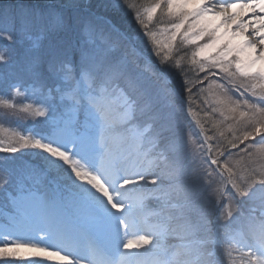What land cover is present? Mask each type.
I'll return each instance as SVG.
<instances>
[{
  "label": "snow or ice",
  "instance_id": "1",
  "mask_svg": "<svg viewBox=\"0 0 264 264\" xmlns=\"http://www.w3.org/2000/svg\"><path fill=\"white\" fill-rule=\"evenodd\" d=\"M211 2L113 0L146 37V55L115 25L96 26L86 0L48 13L52 30L79 29L82 38L46 62L32 55L37 45L26 23L19 32L0 28V108L46 125L0 138V191L15 209L0 225V264H143L141 249L156 253L152 264H223L218 253L229 264H264V0ZM2 14L36 15L18 6ZM154 19L164 21V39L149 28ZM249 25L259 47L234 40ZM18 41L27 46V80L10 71ZM179 45L191 46L190 55L177 59ZM205 81L211 127L196 121L199 136L185 142L201 168L177 191L166 170L179 120L175 100L180 89L205 91ZM21 150L38 163L14 166L7 157ZM195 191L201 195L193 199ZM162 199L166 207L150 214ZM238 221L247 227H235ZM169 235L182 243L164 248Z\"/></svg>",
  "mask_w": 264,
  "mask_h": 264
},
{
  "label": "rangeland",
  "instance_id": "2",
  "mask_svg": "<svg viewBox=\"0 0 264 264\" xmlns=\"http://www.w3.org/2000/svg\"><path fill=\"white\" fill-rule=\"evenodd\" d=\"M6 1H7V3L5 5L4 4L0 5V6H3L0 9L9 8V7H17L18 6V11L20 9H22L26 13H32V12L36 13L35 16L29 14L27 16L26 21H22L19 18V15L17 16V18L15 20H13L11 15L2 14V15H0V28L7 27V28H10V29H14L16 32H19L20 29L26 23L29 31L32 33V34L30 33L31 37L36 42V45H37V47H36L35 51L32 53V55L35 58L38 57V59H37L38 61L46 62L49 59H51L54 54L59 55L66 44L70 43V45L72 47H75L79 43V42H77V40H81V37L77 34V32H73V31L70 32V33H66L65 35H63L61 37V39H58V40L56 39L57 38L56 34H54V35H52V36H50L48 38L40 37L43 34V32H44L43 28H49L50 27L49 25H47L49 22L43 20V18H42L43 15L48 16V13L52 12L53 8H55L56 6L60 7L61 5H64V3L62 4V1H60V0L59 1H57V0H48V1H50L51 4L57 3V5L56 6L52 5L50 7H47L46 10H43V9L42 10L41 9L38 10L39 7H36L35 10L31 9L33 4L36 5V6H39V5L43 4V3H45L46 0L45 1L44 0H19L18 3L24 4V6L15 5L16 3H13V0H6ZM26 1L32 2L33 4L32 5H31V3L28 4V3H26ZM88 1L89 0H86L87 3H89ZM107 2L112 6L113 0H108ZM131 2L135 3L137 6H141V5L146 6L150 2V0H131ZM104 7H106V6H104ZM110 7L109 8L107 7V8H105L106 10H104L102 7H97L95 5V7L91 8V11L98 10L99 11L98 14H100L98 16H100V18H102V19H103V16H105V15L109 16V21L110 22H111L110 17H116L118 21H122L125 24H127L128 26H130L131 34H134L136 32V30L139 29V26L137 25V23L134 21L133 17L131 15H129V13L127 11H125L123 9H120L121 15H119L117 13L115 14V13L110 12V11H112L114 9V8L110 9ZM56 11H58V10H56ZM98 16H96V17H98ZM95 22L96 21H93V23H95ZM151 24H154V22L150 23L149 25H151ZM95 25L100 27V28H102L104 26V24L101 23V22H97ZM111 25H113V24L111 23ZM116 28L118 29V31L120 33H121V31H123L126 35H128L127 32H129V29H127V32H125L124 31V26H123L122 30L119 29L117 26H116ZM150 29L157 33V38L158 39H164V37L166 36V33L163 31L162 27L159 28L160 30H158V27L156 29H152V28H150ZM161 35H163L164 37L163 38L160 37ZM141 38H145L146 39L145 36H143L141 33H139L138 39H141ZM135 39H137V37H135ZM2 42H4V41H2ZM22 45L24 46V48L22 47ZM179 47L182 48L183 51L180 53V57H177L178 59L183 57L185 52L190 55L191 50H192L191 46H189V45H179ZM12 48H13V55H14V58L16 60V64L12 67V69H10V71L13 73V75L19 74V73L28 74L29 65H28V62H27V60L25 58L26 50H27L26 44L23 41H18V43L13 45ZM181 62L183 64L186 61L182 60ZM173 75L175 77L176 82L181 84L180 77L178 75H175V74H173ZM200 75L203 76L202 73ZM187 78L189 80H195V76L192 73H189ZM220 83H223V81L221 80ZM202 87H203V89H205V91L201 92L199 90V88H197V90L194 91L192 95L188 94V96H189L188 99L191 102L190 105H191L192 109L193 110H197L196 114H195L196 118L201 122V124L204 125L205 128H209V127H211V124L209 123L208 118L205 117L204 109L207 107L208 111L210 112L211 108L208 107L207 105H205L204 102H201V99L202 100L204 99V101H205V99H211L210 97H208V91H207L208 88H209V81H205L204 84L202 85ZM29 102L30 101H21V102H18V103H29ZM0 112H3V111H0ZM178 113H179V121L180 122L178 121L177 127H180V128L178 130L175 129V132L181 130V127H182L181 123H183L185 126H187V135L184 136V138H183V136L180 135V138L178 140H175L173 143H171L169 145V148L171 146H173V150H172V153H171L170 160L172 161L173 169H174L175 172H178V170L181 168V164H182V161H183L182 154H183L184 149L187 150V152L185 154L189 158H192L190 151L185 147V143H182V141H180V140H182V139L183 140H188L189 135H191V129L189 128L190 124H189L188 120H190L189 119L190 116L192 118H194V117L188 112L189 115H187L188 116V120H187V116L183 115L184 112L182 113L181 111H178ZM21 115H23V114H21ZM32 119L33 120H37L38 118H33L32 117ZM39 119H42V118H39ZM214 119H219L218 113L216 114ZM195 127H196V125H195ZM2 131H4V130L2 129ZM15 133H18V132L16 131ZM209 134H211V133H209ZM12 135H13V132L11 131V133H9L8 136L11 137ZM33 154H34V157L37 158L35 156V153H33ZM173 154H175L176 157H173ZM233 159L234 160L238 159V157H235ZM192 162L194 164H197L193 170H195V171L196 170H200L201 167H200L199 161H195L194 162L192 160ZM188 171H186L187 175H188ZM233 208H235V205H233ZM17 263L18 264H32V260H18Z\"/></svg>",
  "mask_w": 264,
  "mask_h": 264
},
{
  "label": "bare ground",
  "instance_id": "3",
  "mask_svg": "<svg viewBox=\"0 0 264 264\" xmlns=\"http://www.w3.org/2000/svg\"><path fill=\"white\" fill-rule=\"evenodd\" d=\"M213 1H216V0H213ZM217 3H218V0L215 2V4H217ZM238 11H240L241 13L243 12V10H238ZM155 21H157V20H155ZM158 22L160 23V26H161L162 28H164V26H165L164 21H163V20H160V21H158ZM241 31H243V32H242V36H240V37H235L234 40H236V38H238V40H240V41L243 43V41H244L245 39H249L248 35L251 34V32H252V27H251V25H249V27L247 28V30H241ZM161 37L163 38L164 36L161 35ZM258 47H259V46H258ZM193 195L198 197V196L201 195V192H200V191H195V192L193 193Z\"/></svg>",
  "mask_w": 264,
  "mask_h": 264
},
{
  "label": "trees",
  "instance_id": "4",
  "mask_svg": "<svg viewBox=\"0 0 264 264\" xmlns=\"http://www.w3.org/2000/svg\"><path fill=\"white\" fill-rule=\"evenodd\" d=\"M57 1H59V0H57ZM60 1H62V3L65 2L66 4L68 3V0H60ZM88 2H89V4L92 5V7H95V5H97V7H101L102 6V2L100 0H89ZM119 14L121 15V12H119ZM113 18H116V17H113Z\"/></svg>",
  "mask_w": 264,
  "mask_h": 264
}]
</instances>
